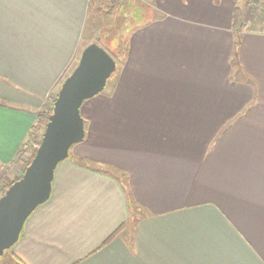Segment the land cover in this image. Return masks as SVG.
I'll return each mask as SVG.
<instances>
[{"label": "crops", "instance_id": "obj_1", "mask_svg": "<svg viewBox=\"0 0 264 264\" xmlns=\"http://www.w3.org/2000/svg\"><path fill=\"white\" fill-rule=\"evenodd\" d=\"M92 2L0 0V167L31 152ZM153 3L9 264H264V26L236 45L235 0Z\"/></svg>", "mask_w": 264, "mask_h": 264}, {"label": "water", "instance_id": "obj_2", "mask_svg": "<svg viewBox=\"0 0 264 264\" xmlns=\"http://www.w3.org/2000/svg\"><path fill=\"white\" fill-rule=\"evenodd\" d=\"M116 67L113 57L91 42L61 83L33 157L0 196V257L18 240L30 214L49 198L56 166L84 138L81 104L103 90Z\"/></svg>", "mask_w": 264, "mask_h": 264}, {"label": "rangeland", "instance_id": "obj_3", "mask_svg": "<svg viewBox=\"0 0 264 264\" xmlns=\"http://www.w3.org/2000/svg\"><path fill=\"white\" fill-rule=\"evenodd\" d=\"M131 1L132 0H125L121 6L111 7L109 6V0H93L90 16L92 20L90 24L88 22L85 33V44L89 42H98L101 46H103V48H106L107 52L113 55L119 64L124 57L127 39L132 28H134L137 24L153 19L159 15L158 10L154 6L153 0H134L144 5L141 7V12L134 9V3L131 5ZM235 1L236 6L243 9L246 22L249 23V25L251 24L250 26H256V23L253 25L251 22L252 17L249 14L244 1ZM259 2H261L262 7L264 8V0H259ZM95 8L97 10H95ZM258 23L264 26V22ZM112 77L113 76L109 79ZM30 139L32 142L31 148H34L35 146H33V141L35 139V135H32ZM37 139L38 137H36L35 141ZM25 157L23 159L19 157L17 161L13 162V164L9 166L0 167V171H2L7 179L16 178L23 171V161ZM9 251L10 250L8 249V251L0 257V264H9Z\"/></svg>", "mask_w": 264, "mask_h": 264}, {"label": "trees", "instance_id": "obj_4", "mask_svg": "<svg viewBox=\"0 0 264 264\" xmlns=\"http://www.w3.org/2000/svg\"><path fill=\"white\" fill-rule=\"evenodd\" d=\"M124 1L125 0H109V3H110L109 6H111V7L121 6ZM243 1H244L246 8L248 9L249 14L252 17V20H251L252 24L254 25L255 23L259 24L258 22H264V8L262 7L261 2H259V0H243ZM130 3H131V5H132V3H134V6H135L134 9H137L138 12H141V10H142L141 7L144 6V5H142V3L136 2L134 0H132ZM232 26L236 32V45H237L238 41H239L240 32L248 26L247 22L245 20V17H244L243 9H241L239 6H235V8L233 10ZM99 45L101 46V44H99ZM104 49L106 50V48H104ZM109 54L113 57V55L111 53H109ZM113 59L115 60L114 57H113ZM116 63H117V61H116ZM51 108H52V106L45 107L37 114L36 123H35V125H33L32 131H31V136L35 135V139H36V137H38V139L36 141H35V139L33 141L36 144H39V142H40L39 139L41 138L42 131L44 129L45 124L47 123L48 115L51 112ZM36 132H37V134H36ZM26 145H27V142L25 143L24 146H26ZM35 150L36 149L32 148L29 155H27L25 157V159L23 161V170L28 165V163L30 162L31 158L34 155ZM23 152H24V149H22L20 151L19 157H21V155H23ZM21 175H22V173L20 175H18L16 178L7 179L4 176V174L2 173V171H0V196L4 193L5 189L7 187H9L15 180L19 179L21 177ZM114 234H115V232L112 233L106 239L105 242H108V240L111 237H113ZM7 251L8 250H6L5 252H7Z\"/></svg>", "mask_w": 264, "mask_h": 264}, {"label": "built area", "instance_id": "obj_5", "mask_svg": "<svg viewBox=\"0 0 264 264\" xmlns=\"http://www.w3.org/2000/svg\"><path fill=\"white\" fill-rule=\"evenodd\" d=\"M33 144H34L33 146H35L36 148L38 147V144H36V143H33ZM35 147H34V148H35Z\"/></svg>", "mask_w": 264, "mask_h": 264}]
</instances>
